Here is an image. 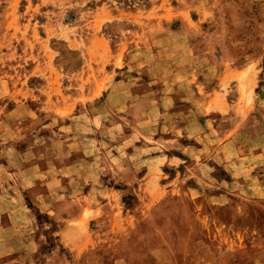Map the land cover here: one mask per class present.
Returning a JSON list of instances; mask_svg holds the SVG:
<instances>
[{
    "label": "rangeland",
    "instance_id": "1",
    "mask_svg": "<svg viewBox=\"0 0 264 264\" xmlns=\"http://www.w3.org/2000/svg\"><path fill=\"white\" fill-rule=\"evenodd\" d=\"M0 264H264V0H0Z\"/></svg>",
    "mask_w": 264,
    "mask_h": 264
}]
</instances>
